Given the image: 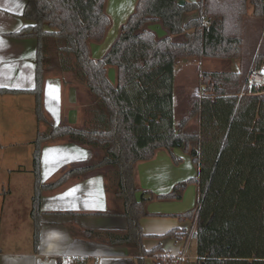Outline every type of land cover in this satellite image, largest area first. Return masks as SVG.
I'll return each instance as SVG.
<instances>
[{"label": "trees", "instance_id": "1", "mask_svg": "<svg viewBox=\"0 0 264 264\" xmlns=\"http://www.w3.org/2000/svg\"><path fill=\"white\" fill-rule=\"evenodd\" d=\"M106 1L25 0L22 18L28 24L17 36L35 40V85L17 92L33 95L38 123L45 121L42 88L51 69L64 84H76L86 98L82 128L65 123L48 127L39 130L33 142L34 240L42 191L72 176L98 172L104 173L107 190L120 201L128 222L125 235L106 236L132 243L138 256L153 255L140 246L139 221L148 213L143 199L136 197L134 168L160 149L177 164L180 159L173 150L180 149L197 166V175L188 180L197 186V205L179 215L196 219L195 264H264V86L239 97L252 61L255 67L264 65V36L257 51L256 46L245 58L242 47L249 7L263 30L264 0H195L183 6L179 0H137L109 51L95 60L89 42L101 43L110 27ZM153 23L168 36L157 38L148 29ZM183 58L240 59L241 69L202 73L204 95L190 98L189 113L175 126L174 67ZM108 66L115 67V85L107 76ZM7 92L16 91L0 89ZM194 117L199 131L188 132L186 126ZM65 138L90 147L94 157L42 184V145ZM180 188L177 184L157 199H177Z\"/></svg>", "mask_w": 264, "mask_h": 264}, {"label": "crops", "instance_id": "2", "mask_svg": "<svg viewBox=\"0 0 264 264\" xmlns=\"http://www.w3.org/2000/svg\"><path fill=\"white\" fill-rule=\"evenodd\" d=\"M136 4L137 0H124L125 22L134 12ZM24 7L25 0H0V89L16 91L0 93V264H62L66 256L77 260H72L70 264H167L159 257L178 256L186 246L191 227L190 220L179 217L185 212L178 214L173 210L172 201L175 199H157L171 193L180 181H184L187 172L189 175L192 173L191 169H185L189 159L186 154L179 153V149L173 150V154L181 157L180 165L174 164L170 154L160 149L151 160L139 162L134 168L135 186L138 189L136 197L143 199L144 209L148 213L139 221L143 234L140 246L145 252L153 251V255L138 256L132 243H124L122 239L111 241L106 236L125 235L128 222L121 214L120 201L107 190L104 173L98 172L83 177L72 176L60 186L42 191L38 233L34 240L32 200L29 204L15 197L17 182L21 187L24 181L25 188L32 185L34 190L33 130L43 128L36 120L33 95L17 92L30 90L35 85V40L17 36L28 24L22 18ZM103 51L94 49L95 57H99ZM219 61L234 63L231 71L226 72H239L241 69L240 59ZM202 62L204 58L178 60L174 67V78L177 73L185 72V67L192 64L198 66ZM59 78L44 79V109L56 123L82 128L86 119L83 107L85 94L76 84L66 85ZM194 96L196 94L190 98ZM175 103L173 97V107ZM188 113L189 105L186 115ZM192 119H195L196 127L193 132H198L199 119ZM174 125L178 123L174 122ZM21 141L28 144V158L1 153L7 146L15 147ZM93 157L94 150L90 147L66 138L46 142L40 154L41 183L50 184L67 168L87 164ZM22 160L26 161V166L20 164ZM188 253L185 260L189 258ZM193 258L195 264L196 243Z\"/></svg>", "mask_w": 264, "mask_h": 264}, {"label": "rangeland", "instance_id": "3", "mask_svg": "<svg viewBox=\"0 0 264 264\" xmlns=\"http://www.w3.org/2000/svg\"><path fill=\"white\" fill-rule=\"evenodd\" d=\"M105 12L110 18V27L107 31V34L104 38V40L101 43L96 42H89V49L90 54L92 58L95 60L100 59L102 54L105 52H108L115 40L118 37L120 27L125 22L124 18V0H107L105 5ZM251 8H248V16L246 20L244 21V35H243V54L244 58L253 51V49L257 46L256 51L259 47V44L261 43V40L264 36V27L263 30H260V23L251 18L250 16ZM127 19V17H126ZM186 20V18H184ZM149 30H151L157 38H164L168 36V32L166 29H164L159 23H153L149 25ZM259 40V41H258ZM94 49H104V53H102L99 57H95L94 55ZM97 58V59H96ZM250 65L251 67H255V62ZM234 63H227L225 64L223 61H219L218 59L214 58H204V62H202L201 65H191L188 67H185V72H179L175 75L174 83H173V97L175 100V106L173 107V120L175 123H178L187 113L188 111V100L193 94H198L200 89V83H199V74L201 73H209V72H226L231 71ZM107 76L109 78V81L115 85L116 84V77H115V67L108 66L106 67ZM57 71L52 70L47 72V79L54 80V79H60L59 76L56 75ZM229 73V72H226ZM66 77V76H65ZM244 88V87H243ZM243 90V89H242ZM241 90V91H242ZM33 99V98H32ZM34 100V99H33ZM43 105V103H42ZM43 114L45 117L44 123H41L42 129L46 130L48 127L52 126H58L63 125V123H56L55 119L51 118L46 109H44L43 106ZM55 124V125H54ZM35 126V125H34ZM33 126V128H34ZM188 131H195V119H192L188 126ZM38 130H33V139L36 137V133ZM34 142V141H33ZM180 150V149H179ZM3 155L8 154H15L17 157L24 158L25 156L28 158L30 155L28 153V144H26L24 141L19 142L15 147L7 146L4 148V151L1 152ZM181 154L185 155L186 158L189 159V164H186V170L191 169L192 173L189 175V172L186 173L184 181H180L178 184L181 185V188L176 191V194H179V198L175 199L173 202V210H175L176 213L181 214L183 212L190 211L194 209L197 205L198 200V192H197V186L192 183L188 182L189 179L195 177L197 175V166L194 165L192 162V158L189 153H185L182 150H180ZM176 158L180 159V162L177 163V165L181 164V157L178 155H175ZM22 166H26V161L22 160L20 163ZM28 164V163H27ZM31 165V161L29 162ZM191 167V168H189ZM188 171V170H187ZM24 175V174H23ZM187 176V177H186ZM32 177V174H31ZM19 182H17V186L15 189V197L18 200H22L23 202H27L31 204L32 196H33V189L32 185H27V188L23 185L19 187ZM15 188V187H14ZM180 192V193H179ZM145 198V197H144ZM195 219V218H194ZM193 220H190L191 226L193 223ZM191 228V227H190ZM30 232V229H29ZM194 253H195V242L192 241L190 244V251L188 253L189 258L187 260H184L181 264H193L194 263ZM164 262H167L168 259L167 256H160L159 257Z\"/></svg>", "mask_w": 264, "mask_h": 264}, {"label": "built area", "instance_id": "4", "mask_svg": "<svg viewBox=\"0 0 264 264\" xmlns=\"http://www.w3.org/2000/svg\"><path fill=\"white\" fill-rule=\"evenodd\" d=\"M264 86V66L262 67H252L246 76V84L244 85L243 90L239 94V97L244 95H252V88H259ZM204 95V87L200 86L198 97H202ZM196 219H194L191 228L189 229L188 237L186 240V246L182 250V252L176 257H168L167 259L171 264H180L187 258V253L189 250V244L194 241L196 243L197 240V231L195 228ZM72 260L70 256L63 257L62 264H70ZM77 261V260H75Z\"/></svg>", "mask_w": 264, "mask_h": 264}, {"label": "water", "instance_id": "5", "mask_svg": "<svg viewBox=\"0 0 264 264\" xmlns=\"http://www.w3.org/2000/svg\"><path fill=\"white\" fill-rule=\"evenodd\" d=\"M184 3H185V1H184V0H179V2H178V4H179L180 6H183V5H184Z\"/></svg>", "mask_w": 264, "mask_h": 264}, {"label": "snow or ice", "instance_id": "6", "mask_svg": "<svg viewBox=\"0 0 264 264\" xmlns=\"http://www.w3.org/2000/svg\"><path fill=\"white\" fill-rule=\"evenodd\" d=\"M53 99H56V97H53Z\"/></svg>", "mask_w": 264, "mask_h": 264}]
</instances>
